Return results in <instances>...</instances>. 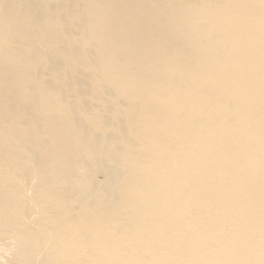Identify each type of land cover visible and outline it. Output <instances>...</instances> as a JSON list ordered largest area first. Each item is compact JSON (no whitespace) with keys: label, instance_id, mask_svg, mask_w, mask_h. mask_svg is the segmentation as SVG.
Masks as SVG:
<instances>
[{"label":"bare ground","instance_id":"bare-ground-1","mask_svg":"<svg viewBox=\"0 0 264 264\" xmlns=\"http://www.w3.org/2000/svg\"><path fill=\"white\" fill-rule=\"evenodd\" d=\"M4 241L0 264H264V0H0Z\"/></svg>","mask_w":264,"mask_h":264},{"label":"rangeland","instance_id":"rangeland-1","mask_svg":"<svg viewBox=\"0 0 264 264\" xmlns=\"http://www.w3.org/2000/svg\"><path fill=\"white\" fill-rule=\"evenodd\" d=\"M98 179H99V180H101V178H100V177H99ZM5 242H6V241H4V243H2V242L0 243V247H1V248H4V246H6V245H7V243H5Z\"/></svg>","mask_w":264,"mask_h":264}]
</instances>
